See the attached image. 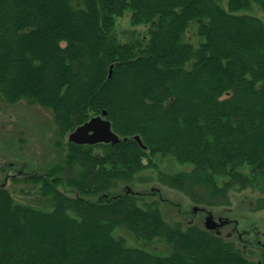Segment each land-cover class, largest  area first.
<instances>
[{"label": "trees", "instance_id": "trees-1", "mask_svg": "<svg viewBox=\"0 0 264 264\" xmlns=\"http://www.w3.org/2000/svg\"><path fill=\"white\" fill-rule=\"evenodd\" d=\"M250 10L264 0H0V99L51 110L59 156L11 176L38 183L51 209L0 183V264H264V245L252 260L131 187L164 157L192 168L160 181L204 208L264 182V20ZM125 14L145 27L127 39ZM104 109L120 141L69 140Z\"/></svg>", "mask_w": 264, "mask_h": 264}, {"label": "rangeland", "instance_id": "rangeland-1", "mask_svg": "<svg viewBox=\"0 0 264 264\" xmlns=\"http://www.w3.org/2000/svg\"><path fill=\"white\" fill-rule=\"evenodd\" d=\"M250 12L257 13L264 20L263 11ZM144 28L143 25L132 26L129 14H125L118 19L116 31L119 37L127 39L133 30ZM56 140L51 110L26 99L12 104L0 99V183L7 179V187L16 200L41 209L52 208L49 199L40 192L38 183L21 180L23 175L14 181L11 176L22 171L45 169L53 164L59 157L54 149ZM157 161V168L145 169L135 176L131 186L135 191L154 192L149 198L158 204L164 219L172 224L180 223L184 229L193 223L204 224L208 213L215 219L223 218L224 224L218 229L220 235L234 241L250 259L259 260L264 245V182H254L241 190L234 188L227 201L204 208L193 203L185 192L163 184L157 173L160 169L168 172L189 170L192 165L167 157ZM60 187L70 195H77V191L66 183ZM119 233L128 235L125 230ZM130 243L135 241L130 239ZM148 247L157 253L165 254L169 250V245L163 241L152 242Z\"/></svg>", "mask_w": 264, "mask_h": 264}, {"label": "water", "instance_id": "water-1", "mask_svg": "<svg viewBox=\"0 0 264 264\" xmlns=\"http://www.w3.org/2000/svg\"><path fill=\"white\" fill-rule=\"evenodd\" d=\"M106 114L107 110L104 109L100 115H96L78 126L69 134V140L81 144H95L99 142L116 143L120 141L121 138L112 129L111 121L106 118ZM134 138L146 147L140 135H135ZM223 223L224 221L221 218L215 219L210 213L206 216L204 222L205 227L210 230L217 229L219 226L223 225Z\"/></svg>", "mask_w": 264, "mask_h": 264}, {"label": "flooded vegetation", "instance_id": "flooded-vegetation-1", "mask_svg": "<svg viewBox=\"0 0 264 264\" xmlns=\"http://www.w3.org/2000/svg\"><path fill=\"white\" fill-rule=\"evenodd\" d=\"M209 214V213H208ZM207 216V215H206Z\"/></svg>", "mask_w": 264, "mask_h": 264}]
</instances>
